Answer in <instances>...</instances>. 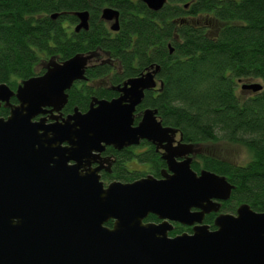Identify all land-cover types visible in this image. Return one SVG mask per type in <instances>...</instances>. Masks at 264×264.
Instances as JSON below:
<instances>
[{
	"label": "water",
	"instance_id": "95a60500",
	"mask_svg": "<svg viewBox=\"0 0 264 264\" xmlns=\"http://www.w3.org/2000/svg\"><path fill=\"white\" fill-rule=\"evenodd\" d=\"M139 1L154 12L167 3ZM74 16L75 32L87 30L88 12ZM100 18L118 30L116 9L103 8ZM95 56L50 58L43 74L15 90L0 84V108L8 109L0 116V264H264V212L242 204L235 214H217L234 187L192 170L196 145L176 140L178 130L163 126L156 110L137 116L145 92L157 86L159 66L112 86L116 98H92L87 111L63 116L67 91L87 81ZM142 140L162 150L161 178L105 185L100 154ZM210 213L217 214L214 230L203 223ZM149 215L159 223L145 222ZM176 223L191 233L169 236Z\"/></svg>",
	"mask_w": 264,
	"mask_h": 264
},
{
	"label": "trees",
	"instance_id": "16d2710c",
	"mask_svg": "<svg viewBox=\"0 0 264 264\" xmlns=\"http://www.w3.org/2000/svg\"><path fill=\"white\" fill-rule=\"evenodd\" d=\"M105 7L119 12L115 32L100 18ZM84 11L88 29L75 32L74 13ZM99 52L108 62L88 68L87 81L67 91L64 115L74 108L87 111L92 98H115L107 80L114 86L159 66L157 86L145 92L136 112L156 110L162 125L177 129L185 144L243 146L250 154L243 164L211 151L197 153L201 164L191 168L225 177L234 187L217 214H235L242 204L264 212V0H167L157 12L139 0H0V84L15 90L43 73L37 70L41 61ZM244 81H260L262 89H242ZM7 115L1 107L0 116ZM134 158L148 171L130 170ZM118 164L102 180L159 178L165 167L152 147L135 157L122 154ZM214 218L205 216L210 230ZM155 220L149 215L145 221ZM181 232L174 228L169 236Z\"/></svg>",
	"mask_w": 264,
	"mask_h": 264
},
{
	"label": "flooded vegetation",
	"instance_id": "af4514ba",
	"mask_svg": "<svg viewBox=\"0 0 264 264\" xmlns=\"http://www.w3.org/2000/svg\"><path fill=\"white\" fill-rule=\"evenodd\" d=\"M108 62V59H102V57H100L99 55H97L96 57H94L91 62L89 63V66L87 67L88 68H94L98 65H102V64H105ZM44 67V66H43ZM86 69V70H87ZM45 69H43V73H44ZM42 73V74H43ZM141 73H139L137 76H139ZM137 76H134V77H137ZM133 78V77H131ZM130 79V78H128ZM127 80V79H126ZM124 80V81H126ZM108 81V80H107ZM124 81H122L121 83L117 84V85H120L122 84ZM77 82H81V81H77ZM76 83V82H74ZM100 83V81H99ZM161 83V82H159ZM74 85V84H73ZM117 85H114V86H117ZM112 87V85L108 86V88L110 89ZM154 90V89H153ZM114 92V91H113ZM116 93V92H115ZM118 96V93H116V96L115 98ZM16 103V102H15ZM137 110V109H136ZM63 114V112H62ZM137 116L140 115L141 113H137ZM63 116L65 117L66 115L63 114ZM46 117H48V115H46ZM140 120V118L138 119V121ZM137 121V122H138ZM136 122V124H137ZM180 139V134L178 133V135L176 136V140H179ZM183 142V141H182ZM146 143V144H145ZM184 143V142H183ZM175 145V143H173ZM150 147L153 148V151L155 152V154L158 155V157L162 160L161 158V154H162V150H156V147L153 146L152 144L148 143L147 141L145 140H142L140 141V143L137 145V146H131V147H128V148H123L122 150H116L112 147H106L105 150L100 154V158H97V161H101V169L99 171V174H100V177H101V180L103 177H107V176H112L113 173H115V170L116 168L119 166L118 164V161H119V158L121 157L122 154H125V153H132V156H137V155H140L142 153H144L145 151H147ZM195 155V154H194ZM193 155V156H194ZM192 156V158H193ZM163 161V160H162ZM194 160L192 159V163H191V166L192 164L194 163L193 162ZM138 162H137V159H131L130 160V164L129 166H133V165H137ZM100 165V164H99ZM98 166V164H92V167H96ZM166 169V164H165V167L164 169L162 170H165ZM193 170V169H192ZM148 176V175H146ZM159 178H161V174L159 176ZM104 183L105 182H108L107 184H109L110 182H113V181H116L115 179H110L108 181L106 180H102ZM106 185V184H105ZM223 203V202H222ZM221 203V204H222ZM211 214V213H210ZM215 214V213H214ZM216 216V214H215ZM156 218V217H155ZM205 219V218H204ZM145 222H154V223H159V220L156 219L155 221H145ZM204 222V221H203ZM174 225V228H177V229H182V232L181 233H191V228L190 227H186V226H182L180 224H173ZM176 225V226H175ZM185 230V231H183ZM179 233V234H181ZM178 235V234H177Z\"/></svg>",
	"mask_w": 264,
	"mask_h": 264
},
{
	"label": "rangeland",
	"instance_id": "374dc122",
	"mask_svg": "<svg viewBox=\"0 0 264 264\" xmlns=\"http://www.w3.org/2000/svg\"><path fill=\"white\" fill-rule=\"evenodd\" d=\"M107 26L110 27L111 23L109 22H106ZM99 55L100 57H102V59H108L107 56H105L103 53H96V56ZM95 56V57H96ZM47 61H41L40 64L37 66V70L40 71L41 69L43 70L44 69V64L46 63ZM107 83L105 84L106 87H108V85L110 84L109 82L110 81H106ZM246 83L244 84H253V83H258V84H261L260 81H244ZM195 150L197 153H208V152H215L217 153L218 155L224 157V158H227L229 160H233L234 162H237V163H245L246 161L249 160L250 158V154L248 153V151L243 147V146H240V145H229V144H225V143H219V144H210V143H207V144H203V145H196L195 146ZM197 153L193 156V162L197 163L198 165L201 164L200 162V159L197 155ZM130 170H135L137 172H142V173H145L148 171V168L147 166L145 165H142V164H137V165H133L131 167H129ZM108 182H105V184H107ZM176 226V225H175ZM185 231V230H183Z\"/></svg>",
	"mask_w": 264,
	"mask_h": 264
}]
</instances>
